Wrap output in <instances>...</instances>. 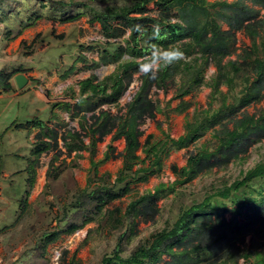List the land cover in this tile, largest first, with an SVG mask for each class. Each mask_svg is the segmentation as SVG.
<instances>
[{
    "label": "rangeland",
    "instance_id": "374dc122",
    "mask_svg": "<svg viewBox=\"0 0 264 264\" xmlns=\"http://www.w3.org/2000/svg\"><path fill=\"white\" fill-rule=\"evenodd\" d=\"M127 1L0 0V69L37 71L40 65L61 68L58 59L72 52L70 46L95 37V28L83 26L85 17H91L88 7L99 9L107 4L121 5ZM83 3L89 6L85 7ZM245 4L252 6L249 0ZM255 8L261 10L257 5ZM261 12L264 15L263 9ZM74 15L79 17L76 22L63 24L64 21H60L62 17ZM210 73L207 70L206 81ZM103 74H108V71ZM135 81L137 77L125 91L126 94H133ZM221 88L232 96L238 86L232 92L225 86ZM155 92L151 95L156 102ZM162 93L169 96L170 92ZM261 93L264 94V85ZM209 94V87L201 85L192 94L186 95L191 106L184 118H192L196 108H214L218 105L219 99L211 102ZM128 101L124 99L119 106L121 109L114 104L104 107L112 113L118 110L124 113L126 107L123 110V104ZM41 104L33 96L32 90L0 96V264H101L102 257L111 254L117 245L120 256L126 258L138 247H148L157 232L171 228L183 209L200 202L207 194L264 161V135L252 136V141L237 156L226 162L219 160L217 165L181 182L183 177L173 170V165L179 170L186 165L191 152L203 147L214 148L217 144L214 136L232 128V122L224 120L187 146L171 147L168 155L162 159L160 168L153 167L156 173L150 174L144 181H131L129 189L122 191L124 183L116 182L117 173L123 165L122 157L104 160L102 156L111 141V134L105 135L97 143L93 156L95 160L104 161L98 164L96 171L91 167L88 149L68 148L71 144L79 145L81 141L86 146L90 143V136L83 135L80 125L71 117L61 123L60 132L56 130L51 134L46 130L44 135L50 137V145L39 155L36 152L30 155L28 130L11 128L9 125L13 122L14 125L19 124L36 114L45 118L49 115V109H42ZM263 111L264 97H259L240 108L238 115L258 116ZM151 123L154 122L145 118L140 125L143 129L142 143L148 134L154 135L151 142L161 136L156 125L151 126ZM68 131H79L82 140L76 137L71 140L68 135L64 140ZM167 131L173 137L183 132L181 126L172 131L168 126ZM41 138L37 140V145ZM113 144L115 153H120L124 148L122 139L113 141ZM138 154L145 156L141 150H138ZM30 157L33 158L30 160ZM141 166L139 163L131 171ZM101 185L112 187L111 191L120 195L100 203L90 193ZM157 187L163 188V191L153 199L157 205L153 218H146L140 211L127 212L129 203ZM27 191L29 195L25 203ZM212 202L218 204L222 217L230 219V199L217 197ZM222 203H225L226 209L221 206ZM51 232L55 235H50ZM245 243H250V235L246 236ZM174 248L181 249L179 246ZM244 263L241 258L239 264ZM145 264H171V257L163 254L156 262L146 260Z\"/></svg>",
    "mask_w": 264,
    "mask_h": 264
},
{
    "label": "trees",
    "instance_id": "16d2710c",
    "mask_svg": "<svg viewBox=\"0 0 264 264\" xmlns=\"http://www.w3.org/2000/svg\"><path fill=\"white\" fill-rule=\"evenodd\" d=\"M249 1L264 8V0ZM151 2L154 3V10H157V16L150 14L151 9L148 8V5ZM60 3L65 4L63 1ZM184 3L187 5L199 3L197 11L200 13L201 8L206 7L204 0H128L127 3L121 5L107 4L99 9L88 7L89 5L83 3L90 10L89 20H96L101 24L104 36L118 38L124 34L126 29H129L130 32L124 38V44L118 43L111 54V60L119 63L117 71L101 82L93 83L94 77L81 82V92L89 90L99 100L88 106V111H92V113L90 114L91 123L87 130L83 125L80 126L81 132L86 130L83 135L90 136L89 146L81 141L79 145L71 144L68 148L72 150L73 147L76 149L84 147L89 149L93 156L96 142L111 132L114 127H117L113 139L124 136L125 147L122 152L114 153L115 147L108 144L103 159L122 157L123 165L116 177V182L124 183L122 191L129 189L131 181H144L150 174L156 173L153 167L160 168L162 159L168 155L171 147L187 146L201 137L208 129L216 124H221L224 120L231 121L232 128L224 129L214 136L217 140L214 148L203 147L191 152L186 165L179 170L173 166V170L183 177L181 182L217 165L219 160L226 162L231 157L237 156L238 152L243 147L245 148L249 141H252V136L264 135V111L258 116H237L240 108L254 99L264 97V94L260 92L264 82V59H256L251 63L245 60L240 64H232V72L234 71L235 74L241 68L250 66L255 75L254 84L246 85L240 96H234L232 101L227 103L220 94L221 100L218 108L216 110L209 108L207 112L194 113L192 118L185 121V132L177 139L165 136L164 139L151 142L152 136L148 135L144 143L141 144L139 137L142 135V131L137 128V125L146 117L153 118L156 108L155 103L145 94L146 88L151 84L157 87L164 86L166 80L178 72L183 77V83L178 87L177 94L183 96L203 82V68L210 58L222 56L229 51L231 44L227 42L226 38H221L217 29L210 27L211 37H207L209 31L207 26L202 29V32L197 31L193 35L195 43L183 42L178 47L184 53H192L197 46L201 49L202 57L204 56L200 63L198 58H192V61L188 63L180 61L179 65L173 62L168 67H162L156 79H150L141 71L139 75L142 79L141 86L125 103L124 113H120L118 110L113 114L109 109L101 107L102 104H118L119 98L128 89L133 73L140 71L141 64L150 57L154 48H174V43L182 37L174 32V28L178 24L173 23L165 26L162 20L154 17H172L171 9ZM227 7L235 10V17L250 18L259 15L258 10L242 6L241 0H236ZM76 16L62 17L60 21L73 20L77 18ZM150 24L154 27L151 28ZM253 25L263 26L264 20L261 24L256 22ZM124 53L129 56L123 58ZM181 63L186 68L183 66L184 69H181ZM18 71L21 70L0 69V89L2 91L11 89L9 80ZM226 74V70H218L217 74L210 79L208 85L211 88L212 101L215 99L214 96L220 93L219 85L225 81ZM108 88L109 91H107ZM27 124L16 123L15 126L23 127ZM33 124L37 125L41 122L37 120ZM47 130V133H53V131ZM66 135L71 140L75 137L81 138L79 131L74 133L68 131L63 137L64 140H66ZM49 145L50 141L41 139L38 145L36 141L32 152L39 155ZM140 147L145 153V158L149 159L150 165L148 167L141 166L132 172L133 166L139 163L143 165L145 162V158L140 159L137 154ZM104 160L98 162L91 160V167L97 171L98 164ZM129 178L130 180H128ZM96 188L90 194L100 203H105L120 195V193L111 191L112 187L110 186L101 185ZM162 191L163 188L160 187L152 192L148 191L147 194L129 203L127 212L131 214L140 211L146 218H153L157 212V205L153 199L159 196ZM28 195L27 191L24 198L25 203H27ZM217 197L222 200H231L232 215L230 219L222 217L218 212V204H213L212 199ZM221 206L226 209L225 203H222ZM50 235L54 236L55 233L51 232ZM247 235H250L248 245L245 243ZM175 246H179L181 249L176 250ZM163 254L171 257V264H197L202 261H208L209 264H239L241 258L244 259V264H264V161L242 172L229 184H224L213 193L207 194L200 202H195L183 209L172 227L157 232L148 247L140 246L130 256L123 258L120 256V248L117 245L111 254L102 257L101 264H145L146 260L156 262Z\"/></svg>",
    "mask_w": 264,
    "mask_h": 264
},
{
    "label": "crops",
    "instance_id": "0c3cea01",
    "mask_svg": "<svg viewBox=\"0 0 264 264\" xmlns=\"http://www.w3.org/2000/svg\"><path fill=\"white\" fill-rule=\"evenodd\" d=\"M204 1L206 3L205 4L206 7H204V9L201 8L202 9L201 13L197 11V5H199V3L195 5L194 4L187 5L184 3L181 6H176L173 9H171V13L173 14L172 17H154V18H158L162 20L163 25L165 26L173 23L178 24V26L174 28V32L176 35H180L182 37L181 39H179L174 43V48L180 47V44H182L183 42L195 43L193 40V35L197 31L202 32V29H204L205 26H207L209 30L207 32V37H211V32H210V27H211L219 31V35H221L222 39L223 38L227 39V42L231 44L229 51L226 54L222 56H216L213 59L209 57L210 60L203 68L204 80L198 87H200L201 85H205L209 87V92H210L209 95L211 98L210 99L211 102L218 101L217 100L218 98L219 99L218 103L220 104V100H221L220 94H222V97L225 98V101L227 103H230L234 96H240L241 91L246 85L254 84V79H255L254 78L255 75L252 69H250V66L247 68H241V70L236 72L235 74L234 71L232 72V64L233 63L240 64L243 63L245 60L251 63V62H255L256 59H260V60L264 59V25L263 26L253 25L256 22L261 24L262 20H264L263 17L264 15H262L261 12V10L262 9L264 10V8L261 5L253 4L251 1L250 2L252 3V6L249 4L247 5L245 4L247 0H241L242 6L260 11L259 15L258 17H250V18L235 17L234 16L235 10L227 6L231 5L236 0H232V1L204 0ZM223 4H225L226 6L223 7L222 6ZM255 5H257L261 10L255 8ZM148 8L151 9L150 10L151 15L157 16L156 13L157 10H154L155 7L153 2H151V6L148 5ZM78 18L79 17L73 20H68L66 22L64 21L63 24L76 22L78 21L77 20ZM85 20L86 22H84L83 25L84 27L89 28L90 26L96 29L95 37H93L94 39L92 40H88L85 42L79 41L74 46H70L72 52H70L68 56H62L58 59L59 63H61V68L58 69L53 66H51L50 68H45L44 66L40 65L37 71H31V70L18 71L17 73H25V75H27L28 77L27 83L21 88L17 87L14 80L15 74H17L15 73L9 80L11 83V89L8 91H2L0 89V96L4 94H8L10 92L14 95H18L25 90H32L33 96L36 97L42 103L41 108L49 109V115L46 116L45 118H41L39 117L38 114H36V115H32L30 119L20 122L22 124L28 123L27 126L17 127L14 125V122L9 125L11 126V128L13 127L24 128L28 130L27 138H30L31 141L30 155L33 150V146L35 142L38 140V138L42 137L41 139L50 141L51 140L50 137L45 136L44 132L47 129H49L53 131V133H55L56 130H59V127H61L62 125L61 123L65 122V120H67L68 117H71L73 120H76L80 126L83 125L84 128L87 130L88 125L91 123L90 114L92 113V111H88V106L91 105L93 102L98 101L99 99L97 96L92 95L89 90H86L85 92H81V82L90 77H94L93 83L101 82L105 80V78L113 75L117 71V66L119 63L117 61L114 62L111 60L112 57L111 54L118 43L124 44V38L129 34L130 30L126 29L124 34L119 36L118 38H109L104 36L101 24L98 21L96 20L90 21L88 17H85ZM150 26L151 28L154 27L151 24ZM116 40L120 42H114ZM65 42L68 43V41ZM128 56L129 55L126 53L123 54V58H127ZM203 57L201 55V49H199L196 46L195 50L192 53H184V56L180 60L176 61V63L178 65L180 61H183V63L184 62L188 63L192 61V58L195 59L198 58V62L200 63ZM183 63L180 64V66H182L181 69H184L185 67ZM207 70L211 71V73L210 76L208 77V80L206 81L205 77ZM218 70H226L227 74L224 78L225 81H222L219 85L220 93L216 94V96H214L215 99L212 101L213 97L211 96V88L208 85V83L210 79L217 74ZM105 71H108V74L104 75L103 72ZM140 72L141 70L133 73L132 80L128 86L129 88L131 84H133L132 81L134 80V78L137 77V81H135L136 87L133 94L139 89L142 83V79L139 77ZM182 83H183V77L181 73L176 72L173 76H171L166 80L164 86L157 87L154 84H151L144 91L147 97H149L155 103L156 106L154 117L149 119H151L154 122L151 123V126L155 124L161 133V136L158 139H164L165 136H169L170 138L177 139L185 132V121L188 118L185 119L184 117L191 106V101H189L186 98V95L192 94L198 87L194 88L189 93L183 96H178L177 94L178 87H180ZM263 85L264 82L262 83V86ZM222 86H225L227 90L230 92H232V90L236 86H238L239 89L237 88L236 90H234L235 93L232 94V96H230L229 93H226L225 90L221 88ZM109 90L110 89L108 88L107 91ZM154 91H156L155 92L156 102H155V98H153L151 95V93ZM163 91L167 93L170 92L169 96L163 95L162 93ZM124 94L119 98L118 104H114V105H118V108L121 107V103L123 102L122 97L124 96ZM219 104L216 105L214 108H210V109L216 110ZM105 105L108 104H102L101 107L103 109H106L104 107ZM123 105H125V103ZM123 108H124L123 110H125V107ZM208 109L209 108H203V109L196 108V110H194V113L207 112L209 111ZM97 111L98 108L95 110V112L97 113ZM120 113H122L121 110ZM180 118L182 119L180 120ZM37 120H39L41 124L32 125V123H35V121ZM144 120L145 118L143 119V121ZM143 121H141L137 125V128L142 131V135L139 137L140 142H141V137L143 136V129L142 127H140V125ZM168 126H170L171 131L178 126H181L183 132L180 136L173 137L172 134L167 131ZM86 130H83L82 132L86 133ZM116 131H117V127H114L111 132L107 133V134H111V141L108 144H112L115 147L113 141L122 139L124 141V147H125L126 142L124 136H120L118 138L113 139V135L115 134ZM148 135L154 137L152 133ZM148 135H146V137ZM99 141L100 140H98L95 144V152L97 150V143ZM143 143L141 142V144ZM107 145L102 155L103 158H104V154L107 152ZM138 150L142 151V147H140ZM138 150H137V154H138ZM88 152L90 156L89 158L90 163L91 160L98 162L99 159L95 160L94 156H91L89 149ZM31 158L33 157H30V160ZM111 158L112 157L108 158L107 160ZM143 158H145V156L144 157L140 156V159ZM149 165H150L149 159L145 158V162L142 166L148 167Z\"/></svg>",
    "mask_w": 264,
    "mask_h": 264
},
{
    "label": "clouds",
    "instance_id": "9594fccd",
    "mask_svg": "<svg viewBox=\"0 0 264 264\" xmlns=\"http://www.w3.org/2000/svg\"><path fill=\"white\" fill-rule=\"evenodd\" d=\"M183 56L184 53L179 48L160 49L157 47L153 49L150 57L141 64L140 70L150 79H156L162 67H168Z\"/></svg>",
    "mask_w": 264,
    "mask_h": 264
},
{
    "label": "water",
    "instance_id": "95a60500",
    "mask_svg": "<svg viewBox=\"0 0 264 264\" xmlns=\"http://www.w3.org/2000/svg\"><path fill=\"white\" fill-rule=\"evenodd\" d=\"M14 80H15L17 87L21 88L27 83L28 77L24 73H17L14 76ZM131 97H132V95L125 93L124 96L122 97V100L124 101V99H126V98H127V100H130Z\"/></svg>",
    "mask_w": 264,
    "mask_h": 264
},
{
    "label": "bare ground",
    "instance_id": "6f19581e",
    "mask_svg": "<svg viewBox=\"0 0 264 264\" xmlns=\"http://www.w3.org/2000/svg\"><path fill=\"white\" fill-rule=\"evenodd\" d=\"M42 181V180H41Z\"/></svg>",
    "mask_w": 264,
    "mask_h": 264
}]
</instances>
